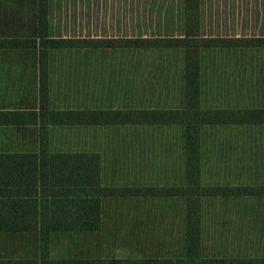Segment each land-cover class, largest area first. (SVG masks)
<instances>
[{"label": "rangeland", "instance_id": "1", "mask_svg": "<svg viewBox=\"0 0 264 264\" xmlns=\"http://www.w3.org/2000/svg\"><path fill=\"white\" fill-rule=\"evenodd\" d=\"M155 1L162 5L175 0H91L99 6L92 15L106 21L105 30L91 33L114 36L119 33L121 7L130 10L134 4ZM205 1L214 13L208 16L221 18L223 33L264 34V0ZM68 2L72 13L76 3L78 12L87 15V0ZM10 7L24 10L23 4ZM8 8L6 4L0 9L1 19ZM149 18L122 23L120 33L133 35ZM25 32L32 36L31 30ZM9 39L0 36V43ZM28 56L4 59L0 96L15 104H0V109L24 110L32 104L28 101L34 99L35 75ZM202 69L203 109L264 111V49L206 50ZM49 72L54 111L184 110L182 53L174 49L57 51L50 55ZM14 83L20 85L18 90ZM52 136V160L73 161L74 196L88 200L94 180L103 214L99 233L81 234L69 246L80 254L84 249L85 256L67 260L176 264L183 259L184 207L171 197L186 186L182 127H80ZM201 151L197 190L210 196L203 202V256L232 264H264V124L203 127Z\"/></svg>", "mask_w": 264, "mask_h": 264}, {"label": "trees", "instance_id": "2", "mask_svg": "<svg viewBox=\"0 0 264 264\" xmlns=\"http://www.w3.org/2000/svg\"><path fill=\"white\" fill-rule=\"evenodd\" d=\"M149 1V0H147ZM87 15L80 14L77 4L68 0H34L31 6L34 31L28 38H11L0 49L9 51H34L37 56L38 111H0V127L37 126L43 144L41 150L42 169L46 167V141L50 127H129V126H180L183 128L186 186L176 191L173 198L183 203L184 257L176 264H232L221 260H208L203 256V202L208 194H199L202 172V128L242 124H264V111L241 113L231 110H205L202 107L203 73L202 55L206 50L264 49V34H225L221 18L208 16L212 11L205 0H175L162 5L155 3L134 4L121 7L118 23H131L146 15L150 16L143 27L133 35L119 33L111 36L104 32L95 35L92 29L105 30L103 17H94L92 12L98 5L87 0ZM72 4V3H71ZM84 10V9H83ZM221 7L217 13H221ZM91 12V14H90ZM214 15V13H212ZM95 18V20H94ZM217 20V21H216ZM216 21V22H214ZM260 20L257 19L258 23ZM213 23H216L213 25ZM104 24V26H102ZM209 27H208V25ZM142 25V24H141ZM264 27V22L263 25ZM135 27L132 29L134 30ZM214 30H218L217 32ZM123 34H121V33ZM174 49L182 53V101L184 110L167 113L120 111V110H69L50 109L49 59L57 51ZM37 159L35 155L0 156L2 159ZM28 172V171H27ZM26 172V173H27ZM45 172V171H44ZM25 173V174H26ZM29 173V172H28ZM32 184V180L26 181ZM44 184V183H42ZM92 195L88 200L73 198L56 205L51 213L8 215L5 226L16 231H37L42 225L41 238L43 257L41 264H125L119 261L90 263L83 260H50L47 253L49 234L74 232L96 234L102 229L100 198L97 185L90 184ZM187 187V188H186ZM63 196V195H60ZM170 196V195H169ZM66 205V206H65ZM0 264H28L23 261H0ZM29 264H38L30 262ZM158 264H171L167 261Z\"/></svg>", "mask_w": 264, "mask_h": 264}, {"label": "crops", "instance_id": "3", "mask_svg": "<svg viewBox=\"0 0 264 264\" xmlns=\"http://www.w3.org/2000/svg\"><path fill=\"white\" fill-rule=\"evenodd\" d=\"M34 0H0V9L8 4L7 16L0 18V30L2 35H10V38H28L31 35L25 32L31 30L33 34L34 25L31 13V6ZM23 4L22 13L10 7L11 4ZM27 14V16H24ZM9 17V18H8ZM11 18V19H10ZM7 32V33H6ZM28 54L34 71V90L31 102L28 108L17 111H38V75H37V56L34 51H9L0 49V67L4 64V59L10 55ZM6 56V57H5ZM35 60V62H34ZM6 63V62H5ZM21 64H23L21 62ZM11 68H16L11 67ZM24 70V66L20 65ZM26 80V79H25ZM14 89H19L20 85L15 84ZM10 92V91H9ZM4 93V92H3ZM0 96V104H15V101L8 100ZM3 107H9V105ZM50 106H51V83H50ZM51 109V108H50ZM0 111L14 112L12 110L0 109ZM54 111V110H52ZM69 111V110H57ZM72 111V110H71ZM80 127H50L46 141V167L42 169L41 143L39 127L37 126H9L0 127V156L11 155H35L37 159H2L0 160V261H23L26 263L37 262L41 264L43 257V245L41 238L42 225L39 223L37 231H16V228L5 226L4 219L12 214H42L51 213L56 205H61L58 200L65 203L71 201L74 196V181L70 169L73 170L72 162L65 157L52 160L51 151L53 146L52 134L59 132L69 133ZM65 139V138H64ZM63 139V141H64ZM62 144V141L59 142ZM64 144L66 142L64 141ZM63 152L66 150L61 149ZM80 164L78 165V167ZM79 169V168H78ZM82 170V168H81ZM29 173H28V172ZM45 171V172H44ZM27 172V173H26ZM26 173V174H25ZM32 180V184H26V181ZM44 183V184H42ZM63 195V196H60ZM78 199V198H77ZM80 200V199H79ZM56 204V205H55ZM62 206V205H61ZM66 206V205H65ZM81 234L74 232H53L49 234V244L47 253L50 260L70 259L69 257H84L82 253H76L72 246L75 240ZM55 257H60L55 258Z\"/></svg>", "mask_w": 264, "mask_h": 264}]
</instances>
